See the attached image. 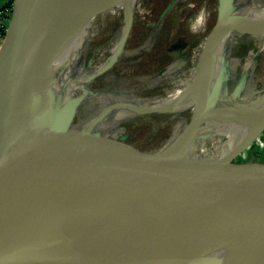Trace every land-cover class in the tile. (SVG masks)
I'll list each match as a JSON object with an SVG mask.
<instances>
[{
    "label": "water",
    "instance_id": "water-1",
    "mask_svg": "<svg viewBox=\"0 0 264 264\" xmlns=\"http://www.w3.org/2000/svg\"><path fill=\"white\" fill-rule=\"evenodd\" d=\"M70 2L66 1L61 8L56 5V0L13 2L12 17L4 39L8 40L12 36L15 39L13 44L10 43L12 51L10 57L3 60L6 67L0 75V106L3 100L0 109V222L6 230L0 234V264H122L155 253L186 254L189 253V246L206 242L264 246V163L233 162L264 131L219 167L203 176L199 185L165 199L132 203L125 213H110L113 214V219L110 218L108 222L109 234L101 236L102 244L97 249L84 254L73 253L72 243H90L92 237L77 234L78 237L71 239L66 235L64 229L75 228L71 216L47 205L25 201L10 193L20 184L50 173L71 181L78 188L100 185L117 192L120 186L116 181L110 178L93 179L86 172L89 170L85 165L83 168L86 171L80 172L48 163L68 153L88 158L87 153L91 150L87 147L93 140L101 145L110 161L126 163V170L130 175L152 176L156 173L154 169H142L131 164L139 160L148 161L150 153H143L123 140L77 133L75 129L68 130L67 123L71 120L75 101L62 105L55 118L50 117L44 124L50 95L47 98L46 86L38 93L37 86L49 68L54 53L65 45L76 30L75 27L79 29L90 18L88 16L83 21H72L64 26L62 20ZM233 3V0H220L216 23L207 35V49L214 44L221 22L234 11ZM54 16L58 23L45 44L49 24ZM240 21L236 19L231 22L230 30L254 36L251 29H240ZM129 29L130 24L117 45L119 52L124 46ZM114 62L93 73L85 82L106 72ZM207 93L208 84L199 77L197 98L200 104L206 100ZM209 106L212 107L210 98ZM150 113L165 112L148 111L143 114ZM203 115L201 113L200 116ZM191 118L189 128L183 134L179 153H183L192 143L200 129V121L194 124ZM181 160L163 161L162 168L174 165L168 171L172 175L186 164L200 162H189L185 157ZM164 170L165 168L162 169L163 172ZM188 171L183 169L185 177L190 174ZM195 262L224 264L217 258L197 257Z\"/></svg>",
    "mask_w": 264,
    "mask_h": 264
},
{
    "label": "bare ground",
    "instance_id": "bare-ground-1",
    "mask_svg": "<svg viewBox=\"0 0 264 264\" xmlns=\"http://www.w3.org/2000/svg\"><path fill=\"white\" fill-rule=\"evenodd\" d=\"M66 1L68 0H56V5L61 8ZM70 1L62 20L64 26L69 25L72 21H83L88 16L90 18L80 26L81 30L78 31V27H75L76 30L73 29L74 32L70 35L69 41L54 53L49 68L37 86L38 93L43 90L44 86L47 87V98L48 95L58 89L57 72L61 68L71 66L72 62L76 60V51L82 46L84 38L89 31H91V36L96 38L92 39L91 42L96 40L105 41L106 35L98 36L97 33L113 20L117 12L122 11L124 27L120 36L121 41L135 9L139 12L141 11L137 0ZM234 8V11L221 22L211 48L207 49L208 36H206L196 47V54L190 60V68L179 77L177 84L162 91V97L144 103L130 104L121 102L105 105L89 117L79 128H76L75 131L77 133H89L93 136L103 135L117 121L123 120L128 116H138L148 111L175 114L191 109V120H193L201 113L207 111V109H214L209 106V94L221 74L225 44L235 34H240L230 30V23L239 19L241 20L239 22L240 29H251L254 34L253 37L263 36V40L258 45V53L264 51V5L251 3L245 12L238 10L236 4H234ZM55 17L49 24L45 44L49 41L58 23L55 22ZM97 21H99L98 24H96ZM224 29L226 30L225 32L223 31ZM262 32L263 34L261 35ZM9 39V41L0 46V75L1 71L4 73L3 70H5L6 64H3V60H7L10 57V52L12 51L10 43L13 42L15 36ZM8 44H10V47ZM118 53L119 49L117 46L112 50V57L105 64H101L104 58V52H101L91 66L90 72L85 75V78L87 79L93 73L111 65L116 60ZM9 61L11 62V59ZM2 64L4 65L3 67H1ZM201 65L203 70H201ZM199 77L206 80L208 84L207 98L202 104L197 98ZM1 80L2 77H0V87ZM70 87L74 91L79 92L80 95L78 97L86 94V89L79 85L72 84ZM2 105L3 100L0 109H2ZM232 108L234 113L231 118H227L225 122L210 130L203 138H194L192 143L183 150V153L178 152L182 142L179 143L174 138L168 144L151 152V158L148 161L131 162V164L142 169L150 168L156 170L155 175L152 176L130 175L126 170V163L110 161L96 140H93V143L87 147V149L91 150L89 154L87 153L88 158H82L75 153H68L61 158L58 157L48 162L50 165L68 169L69 171L80 172L86 171L83 168L85 165L89 170L86 172L90 173L93 179L110 178L116 181L120 186L117 192L100 185L78 188L71 181L58 178L50 173L40 179L28 180L13 188L10 193L25 201L47 205L71 216L76 229L67 228L64 229V233L71 239L78 237L77 234L92 237L89 241L90 243L77 244L73 242L71 249L73 253L80 254L81 252L97 249L102 244L103 239H101V236L109 234L107 233V229L110 227L108 222H110V218L113 219L112 215L114 213H125L128 207L132 206V203L165 199L185 191L191 186L199 185V180L203 176L224 162L219 163L220 158L232 151L236 153L241 149H238L240 146L255 139L264 130V96L255 101H248L244 96H240L236 100V106ZM60 109L59 106L51 114V119L55 118ZM183 157L187 158L189 162L200 161L193 165L186 164L181 168L182 171L183 169L185 171L191 170L188 171L190 174L186 177L180 169L175 170V172L178 171V173H174L175 175L168 174V171L174 167L172 164L166 165L164 167L165 172L162 171L164 169L161 164L163 161L181 162ZM110 213L113 214L110 215ZM5 231V227L0 222V234ZM218 243V245L186 255H172L130 264H198L195 262L197 257L217 258L222 260L224 264H264V246L255 247L231 242Z\"/></svg>",
    "mask_w": 264,
    "mask_h": 264
},
{
    "label": "rangeland",
    "instance_id": "rangeland-1",
    "mask_svg": "<svg viewBox=\"0 0 264 264\" xmlns=\"http://www.w3.org/2000/svg\"><path fill=\"white\" fill-rule=\"evenodd\" d=\"M233 1V5L236 4L241 12H245L251 3L264 5V0ZM219 2L220 0H137L141 11L135 9L132 14L129 34L114 64L90 82H85V75L90 72L101 52H104L101 64H105L112 57V50L117 47L124 27L122 11L117 12L113 20L97 33L98 36L106 35L105 41L91 42L96 38H93L89 31L82 46L76 51V60L71 66L61 68L57 72L58 89L48 98L44 124L49 121L51 114L68 100L75 101L71 120L67 123L68 130H72L79 128L105 105L121 102L144 103L162 97V91L177 84L179 77L190 68V60L196 54V47L216 23ZM193 4L195 7H190ZM201 8H205L209 14L206 28L193 32L191 25ZM11 17L6 23L5 31L0 33V46L10 40L4 38ZM98 23L99 21L96 24ZM262 40L263 36L253 37L247 32H242L235 34L225 44L221 76L209 94L214 109H207L202 117L200 114L192 120L194 124L200 121V129L195 138H203L210 130L231 118L234 113L232 107L236 106V100L240 96H244L248 101H255L264 96V51L258 53V45ZM72 84L86 89V94L78 97L80 94L70 87ZM190 118L191 109L175 114L128 116L117 121L103 136L123 140L143 153H151L174 138L181 143L184 132L189 128ZM257 142L253 141L248 150L233 162L261 163L260 157L253 153L254 149L259 147ZM233 153L234 151L229 152L220 158L219 163ZM218 244L206 242L189 246L188 250L189 253H194ZM172 255L181 254H149L126 264Z\"/></svg>",
    "mask_w": 264,
    "mask_h": 264
},
{
    "label": "built area",
    "instance_id": "built-area-1",
    "mask_svg": "<svg viewBox=\"0 0 264 264\" xmlns=\"http://www.w3.org/2000/svg\"><path fill=\"white\" fill-rule=\"evenodd\" d=\"M12 12H13L12 0H5V5L0 8V33H3L5 31L6 23L11 17ZM257 144L259 146H262L259 141L257 142Z\"/></svg>",
    "mask_w": 264,
    "mask_h": 264
},
{
    "label": "clouds",
    "instance_id": "clouds-1",
    "mask_svg": "<svg viewBox=\"0 0 264 264\" xmlns=\"http://www.w3.org/2000/svg\"><path fill=\"white\" fill-rule=\"evenodd\" d=\"M190 7H195V5L194 4L190 5ZM208 17H209V14L207 13L206 9L201 8L195 18V21L191 25V30L193 32H198L206 28Z\"/></svg>",
    "mask_w": 264,
    "mask_h": 264
},
{
    "label": "crops",
    "instance_id": "crops-1",
    "mask_svg": "<svg viewBox=\"0 0 264 264\" xmlns=\"http://www.w3.org/2000/svg\"><path fill=\"white\" fill-rule=\"evenodd\" d=\"M5 5V0H0V8ZM262 146L257 147L254 149L256 155L260 157L261 163H264V132L258 137L257 139Z\"/></svg>",
    "mask_w": 264,
    "mask_h": 264
},
{
    "label": "trees",
    "instance_id": "trees-1",
    "mask_svg": "<svg viewBox=\"0 0 264 264\" xmlns=\"http://www.w3.org/2000/svg\"><path fill=\"white\" fill-rule=\"evenodd\" d=\"M231 87V85L229 84V88Z\"/></svg>",
    "mask_w": 264,
    "mask_h": 264
}]
</instances>
